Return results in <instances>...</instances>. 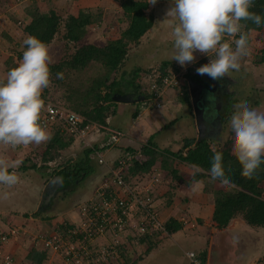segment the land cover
Here are the masks:
<instances>
[{"label":"crops","instance_id":"crops-1","mask_svg":"<svg viewBox=\"0 0 264 264\" xmlns=\"http://www.w3.org/2000/svg\"><path fill=\"white\" fill-rule=\"evenodd\" d=\"M173 6L174 1L149 2L148 8L145 9V15L152 18V25L136 44L131 45L133 47L128 50L122 65L112 73L113 77L110 81L116 82V85L108 102L110 112L105 119V125L92 128L83 140L65 134L62 125L56 122L47 129L51 133L50 140L29 146L40 153L49 144L60 143L62 146L57 149L58 155L43 163L45 166L43 169L15 171L19 177V182L15 185L0 184V229L6 231L11 227L20 228L19 233L11 237L5 246V250L13 257V264H29L27 254L32 249L45 254L42 264H64L58 254L44 249L37 237L51 234L64 223L77 224L81 219L80 208L92 199L97 187L110 178L111 170L113 171L119 160L125 156L121 155L123 148H138L151 138L157 151L163 154L157 159L152 172L153 174L159 172H157L159 183L156 184L157 187L153 192H150L151 208L156 211L163 227L169 220H174V224L180 227L175 231L167 232L165 229L153 230L152 226L151 228L147 226L146 232L141 234L140 224L146 218L145 209L137 204L136 207L133 205L127 223L117 235L114 234L116 231H108L104 237L98 239L99 243L114 245L110 260L100 264H189L185 256L187 251H194L198 256L205 253V263H207V250L214 230L247 233L253 240L250 243L252 253L248 264H256L264 258V228H251L239 217L231 219L222 229L210 226L209 222L214 210L213 191L218 188L214 185L217 179L206 175L187 184L186 176L191 177V173L196 171L195 166L181 165L173 175L162 167L163 158L165 160L171 158L163 150L177 152L182 148L184 138L198 135L190 97L186 99L178 94L176 88H167L161 96L159 107H145L143 99L135 98L143 94H135L133 87L139 85L141 89V81L145 74L160 64L169 63L184 69L193 63L200 65L208 63L211 59L210 56L199 52L195 53L194 62L185 66L171 59L174 54L171 33L177 20L168 15V12ZM116 8L119 11L117 18L119 22L118 19L124 15L119 6ZM99 11L98 20L91 22L87 27V31L90 32L89 27L95 26L90 32V37L95 35L91 39L105 38L110 33L106 28L103 29L107 22L100 21V17L104 16ZM103 12L105 13V10ZM124 17L126 19V16ZM116 25L113 22L111 32L118 28ZM100 29L101 33H99ZM99 35L102 37H98ZM16 52L18 50L8 53L7 50L0 49V78H4L7 71L17 66L21 60L22 57H17ZM253 52L247 47V55L240 60V69L231 70L220 80L202 75L211 106V112L205 118L203 135L213 148L223 145L230 139L224 136L230 134L229 118L239 106H250V92L263 95L262 99L253 102L254 108L264 102V62L255 65ZM11 60L14 65L10 67ZM94 65L96 64L92 66ZM98 67L103 70L101 66ZM188 82L184 78L182 85L187 83L188 86ZM102 92H105L104 87ZM114 92H133L134 99L128 102L115 101L112 99ZM115 132L120 135L116 141H112L110 136ZM87 147L94 149L90 155L95 166L93 174L84 180L78 192L68 195L61 201L57 200L59 190H55L46 207L42 206L40 202L43 190L51 180L49 176L52 170L78 158ZM24 156V146L13 149L0 145V160L5 164L11 165L15 161L14 158ZM165 165L168 167L169 163ZM152 175L147 177L145 173L128 170H124L123 173L126 184L136 191H140ZM37 211H41L40 215L34 216L33 213Z\"/></svg>","mask_w":264,"mask_h":264},{"label":"trees","instance_id":"trees-1","mask_svg":"<svg viewBox=\"0 0 264 264\" xmlns=\"http://www.w3.org/2000/svg\"><path fill=\"white\" fill-rule=\"evenodd\" d=\"M73 1L66 6L67 11L64 18L52 8L48 11L39 10L35 3L26 6L23 20L17 21L11 16L12 14H5L0 20V35L8 41L21 44L22 50L26 47L22 42L28 35L36 36L46 45L55 37L61 38L67 51L59 61L49 65L50 76H56L59 72L68 77L69 73L83 71L93 64L100 65L104 72L91 77L87 83L67 84L63 94V103L66 108L83 117L82 125L93 123L105 125V119L110 112L108 102L112 89L116 85V82L110 81V78L113 77L112 73L122 65L129 45L136 44L140 37L150 29L152 18L145 15L149 1L117 0L123 15L126 16L127 27L122 32L109 34L103 44L79 43L85 39L89 24L98 20V15L79 6L76 0ZM250 11L257 15H264V0H253ZM241 23L242 31L247 34V47L255 52H253V63L259 65L264 62V37H262L264 19L259 25L248 20H243ZM69 44H72L71 51H68ZM16 54L20 58L23 52L18 51ZM169 65V63H162L158 69L165 72ZM185 78L197 85L204 84L202 75L197 73H186ZM63 79L65 80V78H57V81H63ZM102 87L105 88V92H102ZM183 88L185 89L184 93L180 96L187 99L190 97L189 91L186 87ZM42 92H46V88ZM133 92L142 94L139 85L133 87ZM43 94H41L42 99H44ZM203 134L184 138L182 148L177 152L163 150L171 158H166V160L163 158L166 162L163 161L162 167L173 175L181 165L199 166L201 171H195L186 180V183L190 184L206 175L211 176L209 168L213 150L220 151L223 156L221 163L224 176L222 179L227 180V184L232 187L229 190L217 189L213 191L214 210L209 222L210 226L222 229L231 219L239 217L251 228H264V163L256 169L251 179L245 178L241 175V166L236 157L230 153V140L213 148ZM61 146L60 143L49 144L40 153L32 150L29 145L24 146L25 156L14 158L21 160L22 164L16 169H9V171L43 169L45 168L43 163L56 157L57 149ZM93 151L92 147H87L78 158L52 170L51 177L55 175L59 181V186L56 189V191L59 190L57 200L62 201L68 195L78 192L84 180L93 174L95 166L90 157ZM126 154L130 156V162L124 170L145 173L147 177L153 174L157 159L163 155L157 151L152 138L138 148H123L121 155ZM168 163L167 167L165 164ZM40 213L41 211H37L33 215L39 216ZM174 223V220L167 221L164 229L167 232L177 230L180 226ZM61 226L64 227V225ZM199 257L204 263L205 253ZM27 259L29 264H42L45 254L32 249L27 254ZM256 264H264V258Z\"/></svg>","mask_w":264,"mask_h":264},{"label":"clouds","instance_id":"clouds-1","mask_svg":"<svg viewBox=\"0 0 264 264\" xmlns=\"http://www.w3.org/2000/svg\"><path fill=\"white\" fill-rule=\"evenodd\" d=\"M252 6L253 0H174L168 12L177 20L171 33V59L185 66L194 62L196 52L206 54L210 61L197 67L196 72L214 80H220L231 70L238 71L241 58L247 55V34L242 31L241 21L259 25L264 19V15L250 11ZM22 43L26 47L21 60L0 78V145L13 149L51 139V133L40 122L41 93L50 84L48 47L33 35ZM56 76L62 79L63 73ZM228 128L230 153L240 164L241 175L251 179L264 163V112L241 105L231 114ZM222 159V153L213 150L209 173L226 184L228 181L222 179ZM21 164V160L11 165L0 160V184H17L19 177L9 168L16 169ZM199 171L196 166V172ZM188 255L195 264V253Z\"/></svg>","mask_w":264,"mask_h":264},{"label":"built area","instance_id":"built-area-1","mask_svg":"<svg viewBox=\"0 0 264 264\" xmlns=\"http://www.w3.org/2000/svg\"><path fill=\"white\" fill-rule=\"evenodd\" d=\"M199 66L201 65L193 63L181 69L176 65H169L165 72H161L158 67L148 71L141 81L143 105L159 107L161 96L167 88H176L179 95L183 94L185 90L183 87L188 90L187 83L182 85L185 74L197 73L196 68ZM42 100L40 122L46 129L59 122L65 134L84 140L87 132L92 128L102 127L94 123L82 125L84 119L80 114L65 106ZM119 135L120 133L115 132L110 136V140L116 141ZM129 162L128 154L119 160L117 167L111 170L110 178L104 180L95 190L92 199L80 208L81 219L77 224L64 223L62 224L64 227L58 226L51 234L37 237L44 249L58 254L64 264L108 262L113 255L114 245L99 243L98 239L104 237L108 231H116L114 234L117 235V232L124 228L132 207L133 205L136 207V204L145 209L146 213V218L140 224L141 234L146 232L147 226H150L149 228L152 226L153 230L164 229L156 211L151 208L152 190L144 186L135 194L126 184L123 173ZM49 178L51 179V175ZM150 182L154 185L159 182L157 172L152 175ZM19 231L18 227H11L6 231L0 229V264H13V257L5 250V246ZM189 253H195V264H207L201 261L196 252L187 251L185 256L189 264H193Z\"/></svg>","mask_w":264,"mask_h":264},{"label":"rangeland","instance_id":"rangeland-1","mask_svg":"<svg viewBox=\"0 0 264 264\" xmlns=\"http://www.w3.org/2000/svg\"><path fill=\"white\" fill-rule=\"evenodd\" d=\"M76 1H77L79 6L83 7L84 9H89L92 12V14H98V11L100 10L99 12L104 16V17H102V16L100 17V21L103 20L104 22H107V23H105L103 29L106 28V31L108 33L110 32L109 34H111V33L113 34V33H115V31L122 32L127 27L126 19L124 16H122L121 19H118V20H120L119 22L117 21L118 14H119L118 8H116V6H119V2L117 0H104V2H105L104 4H103V0H76ZM73 2H74L73 0H0V20H1L3 15L9 14V13H10V15L12 14L11 16H13V18L15 20H17V21L23 20L25 17L26 6H28L32 3H35V5L41 11H48L49 9L52 8V9L56 10L59 14H61L62 18H64L66 15V11H67L66 6L73 3ZM104 6L106 7V9ZM104 10H105V13L103 12ZM113 22H114V24H117L116 27H118V28H116V30L114 32H111L112 31L111 26L113 25ZM93 27H95V26H93ZM93 27L92 28L89 27L91 29L90 32L93 31ZM101 29H102V27H101ZM101 29H100L99 33H101ZM90 32L87 31L85 39L80 41L79 43H85V42L89 43L91 41V42H94L97 44H100V43L103 44L104 42H106L107 37L100 38V39H91V38H94L95 35H91V37H90ZM58 36H60V35H58ZM98 37H102V36L99 35ZM226 39H228V38L226 37ZM95 41H97V42H95ZM47 47H48L49 57H50L49 65L54 64L57 61H59L64 56L65 52L67 51L66 50L67 48L65 47V43L61 40V38H57V37H55L47 45ZM132 47L133 46L129 45L128 50ZM233 47H234V45H233ZM2 48L7 50L8 53H10V52L13 53L14 51H17V50L23 52L21 44H19L18 42L8 41L6 39L1 38V36H0V49H2ZM68 49H69L68 51H71L72 44H69ZM10 62H11V64H10V67H11L14 64H12V60ZM201 65H202V63H201ZM98 66H100V65L96 64L94 66H90V67L84 69L83 71L69 73L68 77L66 75L64 76V73H63V78H65V80L63 79V81H61V80L57 81V77L55 75L50 76V84L46 88V92L41 93V94L44 93L42 97L44 98L45 101H48V102L53 103V104L64 106L63 94L65 93V89H66L67 84L69 83V84L75 85L78 83H84V84L87 83V81L91 77H93L99 73L104 72V69L103 70L99 69L100 67H98ZM261 95H262V93H259V95H258V93L256 94L254 91L250 92L249 93V105H250L249 107L252 109H255L257 111L264 112V109H263L264 102L257 105L255 108H254V103H253L256 99H262L263 95L262 96ZM224 136L227 139L230 138V134H228V133L224 134ZM228 140H230V139H228ZM218 145H220V144H218ZM192 175H193V172L191 173V176ZM186 177H187L186 179H188V175ZM214 185L218 186L217 189H221V190H229L232 187L231 185H229L227 183L226 184L221 183L220 180H218L216 182V184H214ZM144 186L149 187V189L152 190V192H153L154 188L157 187L156 185H154V183L152 184L150 182V179L148 180V182H146L144 184ZM133 190H134L135 194H137L136 193L137 191L135 189H133ZM240 245H241V243H240ZM240 252H241V250H240Z\"/></svg>","mask_w":264,"mask_h":264},{"label":"water","instance_id":"water-1","mask_svg":"<svg viewBox=\"0 0 264 264\" xmlns=\"http://www.w3.org/2000/svg\"><path fill=\"white\" fill-rule=\"evenodd\" d=\"M161 1L174 0H155V2ZM188 90L198 135H202L205 133V118L211 112L207 88L205 87V84L197 85L194 82L189 81ZM135 98L137 100L144 99V96L137 95ZM112 99L115 101L128 102L133 101L134 97L133 93L130 92H114ZM58 186L59 181L54 175L43 190L40 202L42 206H46L48 204L53 192ZM252 241V238L247 233H240V231H235L233 233L222 230L217 232L214 230L207 250V264H248L252 253V244H250Z\"/></svg>","mask_w":264,"mask_h":264}]
</instances>
